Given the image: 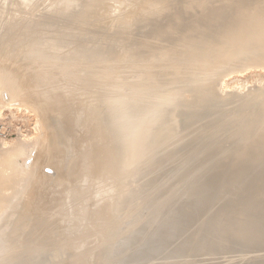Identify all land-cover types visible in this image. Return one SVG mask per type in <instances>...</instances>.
Returning <instances> with one entry per match:
<instances>
[{
    "label": "rangeland",
    "instance_id": "obj_1",
    "mask_svg": "<svg viewBox=\"0 0 264 264\" xmlns=\"http://www.w3.org/2000/svg\"><path fill=\"white\" fill-rule=\"evenodd\" d=\"M5 1L7 3L11 1V3L8 14L4 16L2 12L6 5ZM181 1L184 2V4H181ZM213 1L214 0H163L161 5L162 0H31V2L26 3L23 5L24 7H22L21 4L23 0H0V70L5 76L10 77V80L14 83L15 89L17 90V97L12 102H7V100H10L7 92L0 89V156L5 157L6 153L10 154L16 151L23 137L28 140L27 143L29 144L24 153L19 154L17 156L18 158L15 160V162L20 164L15 163L13 167L6 161H3L5 159H2L3 163H1L0 166V173L4 172L2 174L7 176L9 180V182L6 181L5 183L8 194L6 198H8V200H6V203L5 201L2 202L0 204L1 206L12 200L7 196L11 195L12 198V191L17 190L19 187V172H21V170L29 172V177L26 178L24 181L25 183L22 181L23 188L19 194L20 196L18 198L16 197V202L11 203L12 207L9 206L10 208L5 212L6 214L4 213L8 216L5 217L4 215L7 219L4 218L3 220L5 221L3 224L6 225V229L5 227L3 231L0 229V234H4L1 237L5 236L4 245L0 244V261H2V264L24 263L23 261L29 258V256H27L29 254L28 251L33 245L32 248L35 247L34 253L35 251L37 253H35V257H32V264H52V261L54 264H81L83 261L81 259H83L85 255L87 256L86 259H84L86 264L87 262L88 264H161L166 262L165 260L168 262L170 261L171 264H234L235 262H238L237 264H241L240 262H242V264H248L253 260L257 261V259L264 258V243L261 244L258 240L256 241L258 236H260L262 232L264 233V146L258 150L257 144L261 142L259 135L255 134L258 129L256 127H251L252 129L250 130L249 127V132L245 122L238 126L235 123H227L222 125L221 129H218L214 133L204 132L205 134H200L201 136L193 137L194 132L200 129L201 126L210 127L212 124L209 123H213L214 121L217 123V121L220 120L221 114H224V112L227 113L229 110L241 109L244 106L242 105V101L233 103L226 99L229 94L235 93L244 96L255 90L258 86L262 87L264 85V68L241 67L242 65L240 64L246 60H251L250 62L253 63L252 59H250L252 56L244 54L240 58L241 60L238 59V61H236V63H238L230 68L224 67L216 69L215 63L211 65L212 67L209 66L211 70L206 72L205 67L204 69L202 68L203 64L202 66L200 65V68L205 72L199 68L200 75L190 77V79L194 80L192 82L182 84L181 76L178 79L176 77L178 71H183L184 68L190 69L189 67L192 66L190 63H185L186 61L180 59V56L190 54V50L193 49L196 44L198 45L199 42L208 38L207 35L204 34L210 35L215 33L216 38L219 40V42L215 41L216 43H213L214 46H212V43V47L209 46L208 48L207 46L208 49L212 50L210 53L213 54L212 56L220 55L227 50L229 45H226L227 43L224 44V40H227V37L231 34L239 35L241 29L246 28L249 33L253 32L251 34L252 36L258 34V29H260V34H264V26H260L255 22V19L258 18L259 21L262 19L260 22L264 21V0H255L257 3L254 0H248V2L245 0L244 3L242 2L244 0H239L240 3L242 2L241 8L244 9L243 12L229 15L227 18L228 22L224 26H218V20L215 21L214 18H209L210 20L206 18L205 21L201 20L202 22L200 18H205L204 14H206V17H209L212 13L218 12V10H224L225 8L229 11L233 10L239 1H235L236 3H234V5L232 3L233 1L231 2L230 0L228 1H230L231 4L226 0L214 1L218 4ZM225 1L227 4H225ZM121 2L128 6V8H126L127 10ZM170 2L173 3L171 4ZM190 3H194V7L197 5V11H194L195 8H192L194 11H192V14L189 13L192 10L190 9ZM167 4L169 6H167ZM150 5L151 7H149ZM158 5H160V7ZM183 5L186 6L184 7ZM229 5L232 7L230 8ZM102 6L107 7V9ZM156 6L158 7L156 8ZM182 6L184 8L188 6V9H184ZM221 6L225 8L222 9L220 8ZM178 7L181 9H178ZM89 9L98 12L99 15H103L100 13L102 10L104 14L106 13V18L110 15L109 17L111 19L109 17L105 19L104 15L103 18L97 15L98 13H96L98 16V18H96L95 12L94 15H92L94 17H88L90 16L89 13L91 14L93 12H90ZM177 9L180 10V12L185 11L181 13L186 17H180V24H178V27L182 24L183 27L181 26L175 29L172 24L170 25L168 20L170 16H176L175 11L178 13ZM199 9L201 10L200 12ZM210 9H212L209 11L210 13H206V11L208 12ZM187 10H189L188 14L186 13ZM213 10L214 12H212ZM164 12L166 13L163 15ZM181 13L177 15L180 16ZM184 13H186V15ZM139 14L140 16L142 14L144 16L147 15L145 18L143 16L144 20L148 17L146 19L147 22L146 20H143L144 22L142 20L141 22L138 21L140 20L138 19L140 17ZM17 17L18 20H16ZM136 17L138 18L136 19ZM112 18L114 19L112 20ZM140 18L142 19V16ZM230 19H234L232 23H229ZM177 20L179 23L178 16ZM84 21L90 22L91 24L94 22V25ZM100 21H103L102 23L105 22L103 27L101 23H99ZM110 21L115 25H112ZM193 22L196 23L194 24ZM205 22L208 25H206ZM38 23L42 25L37 27ZM139 23L142 24L138 25ZM97 24H99L98 26L101 25L102 28L97 26V28H95ZM174 29L178 30L176 35H174V32H176ZM170 30H173V34L172 32L170 33ZM125 31H129L128 34ZM195 31H198L197 34L201 31V33L197 35L198 37L195 36L196 33H193ZM190 32L192 34L190 35L194 36L193 39H191L192 37L188 34ZM185 35H189V37L185 38ZM181 37L186 39L184 41L186 42L185 44L181 42L183 39ZM173 39L174 42H177V45H174L176 44L174 42V46L172 45L170 41H173ZM126 40L128 41L126 42ZM176 40H180L179 43ZM193 40H196V43H194ZM220 40H222L224 45L221 44L222 42ZM187 42H189L191 46ZM168 43L171 44L172 47L168 45ZM169 46L171 47L170 51L172 49L175 50L171 51L172 54L169 52ZM175 46L179 49H174ZM34 47H39V49L41 47V51L38 53L33 52L34 54L31 53ZM186 47H188V49ZM207 48H202L201 51L195 53L203 57V55L205 56L208 53L206 50ZM115 52H118V55L121 56H113L117 54ZM5 53H7L8 56L4 55ZM167 53H169L170 56L175 54L173 57H170ZM167 55L170 60H168L169 58H167ZM106 57L108 59H106ZM111 57L114 59L112 58V60ZM120 57L123 60L125 59L126 62L129 61V64L125 63L124 65L123 61L119 59ZM127 57L129 59H127ZM143 58L146 60H141ZM96 59L99 61L93 63L97 61ZM115 59H119L118 62H122L124 65V67L121 68L120 66L123 65L120 63L118 70L116 68L117 71L114 69L116 72L112 71L114 63L116 62V64H118ZM101 60L104 62H101ZM85 61L88 62L86 63ZM130 62H132V64ZM250 62L248 61V63ZM97 64L100 65V67H98ZM116 64L115 66H117ZM95 66L96 68H94ZM35 67H37V69L41 68L43 74H40L42 71L39 72ZM45 68H49L46 69V71L47 73L50 71V74L52 70L51 76H53V72L55 75H58L59 81L55 78L56 82L54 81V84L52 82L54 79L50 76L49 80L54 84V87H50L51 82L48 80L49 85L46 82V84L40 83V85L36 86V95H28V91L21 87L20 77L22 75L27 77L30 76L32 77L30 80H32L36 75H44V77L46 76L45 79H47L49 75L44 73ZM104 70L106 72H104ZM107 70L109 72L111 70L112 73H107ZM122 70L124 71L122 72ZM136 70H139V72ZM142 70L145 71L143 72ZM10 71H12V73H10ZM129 71L131 73H129ZM117 72L120 73L118 74ZM106 73L108 75H106ZM94 74L95 76L101 74V77L108 76V78L111 76V80L107 77L105 79L107 81L109 80L108 82L114 81V84L112 82L111 84L105 82V79H101V77L97 75V79L98 77L100 78L98 81L102 80L103 82L104 80L109 87L104 84V86H101V81L96 85L98 81L93 78L95 77ZM215 74L218 75L216 76ZM55 75L54 77H57ZM146 76L148 78H146ZM91 77L93 78L92 81H90ZM162 77L168 84L166 82V84L164 83ZM84 78L90 79H88V81H90L89 84L84 83ZM80 80L82 81L80 82ZM57 82L59 84H56ZM209 82L212 84L213 93L211 91L212 89H209L210 91L208 90V88L211 87V84H208ZM64 83L69 88L68 90L67 87L64 86ZM200 83L204 84H201L202 86H209L204 87L205 90L207 88L206 91L208 92L204 91L205 93H203L204 89L202 87L196 88ZM134 84L136 85L133 86ZM58 85H61L63 90L59 89ZM213 85L215 87H213ZM136 86L141 91L137 88V90L133 88ZM216 87H218L217 90ZM116 88L118 89L117 92H115ZM96 89L99 90L96 91ZM145 90H148V92ZM178 90L181 91L179 93L181 97L189 99H191L190 97H192L193 94H203L199 96V102L197 101L198 99L194 100L195 104L192 102L193 100L191 102H188L189 100L184 101L180 96L179 99H175L174 96L163 101L160 99L162 96L164 98L165 93L178 94L176 93ZM63 91L67 93H63ZM85 92L88 94L86 95ZM113 92L117 96L114 95ZM68 93L72 96L76 93L75 97L79 94L76 98L74 97V99L79 98V100L82 101L79 102V100L75 101L70 99L72 96ZM96 94H98V97ZM210 95L213 97L211 98ZM87 96H89V98ZM219 96L226 97V99H223V102H221L222 99H219L220 102L215 103L217 105H211L210 108L211 101L222 98ZM71 100L78 102L79 105L83 102L82 107L87 114L91 113L90 111L94 112L95 115L93 113L90 115L88 114L89 120L93 119L95 116L98 117H95L93 121L100 117L99 120L95 121L98 122V124L94 122L96 126L98 125L99 127H97L98 131L97 129H93V127L95 128V124L93 125L92 120L89 121L90 124H87L85 128V130L89 131L88 133L83 129L80 130V128L77 129V127H75V114L73 112L78 111L80 106L77 103H75L77 105H72L74 102L72 103ZM5 102H10V104H6ZM90 103H92V105ZM181 104L192 108H190V111H186V108H184L183 111ZM74 106L78 108L76 107V109ZM85 106L87 109H85ZM44 107L46 109H44ZM178 107H180V110L177 109ZM207 107H209V109ZM90 108L91 110H89ZM135 111L137 113L139 111V113L137 114ZM176 112L178 115H176ZM183 113L186 116H183ZM139 117L140 119H138ZM65 118L70 119L71 125L68 123L69 120H67L66 123L71 128L70 131L72 132H70V137L71 139L73 138L72 155L69 160L65 158L66 155L62 151L60 145H51L52 134L50 132H52V128L64 123ZM262 118H264V115ZM69 126L68 129H70ZM112 126L113 128H111ZM177 128H180V130H177ZM245 129L246 131H244ZM93 131H95L93 134L94 136L91 134L93 140H89L91 137L88 135H90L89 133H93ZM100 132H102V134ZM191 132H193L192 135ZM83 133L87 134L88 137L86 135L82 137ZM110 134H112V136ZM136 137L137 141L134 143L133 140H135ZM83 138L86 140L88 139L90 142H86ZM29 139L31 142H29ZM42 139H44V142ZM104 140L105 142H103ZM98 141L100 145H98L99 143L97 144ZM58 142L60 143L62 140H58ZM64 142L65 141L62 143ZM85 142L92 146L97 144V146L93 148L90 146L93 149L91 150L87 148L88 146ZM65 143L64 146H66ZM106 143L108 150L106 148ZM242 143H246L247 146L244 144L239 148ZM134 144L135 149L133 150ZM237 145L239 147H237ZM99 146H103L102 149L104 148L105 152H103L102 149V151L99 150ZM75 147L78 148L75 149ZM83 147L87 152L84 155H89L88 157H90L86 161L87 163L85 162V167H87V169L95 162L91 159L95 158L93 155L96 156L95 160H98V162L96 161L98 164L95 162L96 164L93 165L94 168L89 167L88 169V171L92 173L96 170V167L98 172L95 171L96 173L93 174L98 176L96 178L92 177L94 178L92 179L90 177L92 174L89 172L87 176L89 181L85 177L87 173L85 171H87V169L82 165L84 164L83 159H87L86 156H83ZM96 147L98 148L96 149ZM64 150L66 151L65 148ZM90 150L92 154L94 150H96L98 153H95L98 155H95V153L93 155L90 154ZM205 151H207V153L201 154V152ZM210 153H212V155ZM76 154L78 155L75 157ZM90 155H92V157ZM199 155L200 158L198 157ZM218 156L223 159L221 158V160L218 161V159H220ZM227 156L229 157L225 158ZM74 158L77 160L75 161ZM186 159H188L189 162H187ZM44 161L48 163L46 164ZM74 161L76 165H73V168L71 164H75ZM88 161L91 163L90 165ZM184 162H187V164ZM87 164L89 166H86ZM8 166L14 169L10 170ZM108 167L115 173L111 172ZM70 170L71 172L68 173ZM16 178L18 181H16ZM85 178L87 181H84ZM16 182L17 184H15ZM14 185L16 188L13 187ZM113 185L115 187H113ZM135 192L136 195L134 194ZM40 196L45 197V199L47 198L48 202L44 198L42 201ZM39 199L44 205L41 201L39 202L40 204L37 202ZM190 200L192 201L190 202ZM219 200L220 202H218ZM33 202L37 204L35 205ZM45 203H49L50 205ZM31 204L36 207L42 204L40 208H37L41 214H39L35 206L33 208ZM26 207L29 208V211ZM1 208L4 209V207H0V213L3 211ZM49 208L51 209L49 210ZM25 209L28 212H26ZM207 209L211 211L209 212ZM24 212L25 214H23ZM33 212L35 215H30L34 214ZM47 212H50L47 214L50 219L46 217L47 215L44 217ZM22 215L25 216L26 220L24 218L22 219ZM26 215L30 216L27 217ZM41 215L43 216L41 217ZM10 216L12 217L10 218ZM35 216H37L36 218L40 216L39 219H41H36ZM20 218L22 220V225L19 224ZM46 218L49 220V223ZM41 220H44V222H42L47 224L43 226V223H40ZM169 220L170 222L173 220L172 224L179 223L178 230L174 231L170 226L165 227L162 232L166 234V241L163 240L161 243L154 242L153 234L158 232L160 224L164 222L168 223ZM2 222H0V224ZM9 222H11L10 225H8ZM24 224L25 226L26 224L29 226L24 227ZM50 224L51 227H49ZM246 224L249 225L243 226ZM250 224H253V228ZM16 225L19 227L22 226V229L20 228V230ZM40 225H42L43 228ZM34 226L35 228H33ZM15 228L17 230H15ZM46 228L47 230H45ZM49 228L50 230L51 228L54 230L52 229L51 232ZM18 229L22 233L20 231L18 232ZM256 230L258 231L256 232ZM46 231L49 233H47L49 238L48 235H46ZM237 231H239L240 234ZM139 232H142L143 235L140 234V238H137L139 237ZM50 233H57V235L55 236L54 234L53 238ZM221 233H224V237L221 236ZM133 235L137 237H133ZM12 237H14V239ZM46 238L47 241L45 242ZM247 238H251L250 240L253 241H246ZM262 238L264 239V237ZM235 240L238 242H235ZM222 241L225 242L223 243ZM66 242L72 246L67 247L68 245H66ZM45 243H48L49 246ZM44 244L45 247L43 246ZM2 245L4 246V250L1 248ZM38 245H42L45 249L39 248ZM152 247L157 248V251H160L161 255L149 258V261L144 259V263L142 260L139 261L134 259L135 256ZM177 249L178 252L179 250L182 253L185 252L184 255L182 254L180 257L173 256V258H169L170 255L167 253L170 251L172 253ZM42 250L45 251L42 252ZM20 253L22 254L20 255ZM13 255H15L14 258L16 257V260L13 258ZM51 256H53L52 259ZM256 256H258L257 259ZM10 257H12V259ZM24 257H26V259H23ZM246 259L248 261H246ZM6 260L7 262H5ZM82 264H84V262Z\"/></svg>",
    "mask_w": 264,
    "mask_h": 264
},
{
    "label": "bare ground",
    "instance_id": "obj_2",
    "mask_svg": "<svg viewBox=\"0 0 264 264\" xmlns=\"http://www.w3.org/2000/svg\"><path fill=\"white\" fill-rule=\"evenodd\" d=\"M8 1V0H7ZM121 1V0H120ZM126 1V0H125ZM146 1V0H145ZM161 1V0H160ZM186 1V0H185ZM214 1H216V0H214ZM213 1V2H214ZM219 1H221V0H219ZM218 1V2H219ZM227 2H229L230 3V1L233 3V5H234V3H236V2H238L237 0H230V1H228V0H226ZM225 1V2H226ZM236 1V2H235ZM255 1V0H254ZM29 2H31V0H23V3L21 4V6L22 7H24L23 5H25L26 3H29ZM156 2H159V1H156ZM188 2V1H187ZM224 2V3H225ZM227 2L225 3V4H227ZM243 3L245 2V0L244 1H242ZM241 2V3H242ZM246 2H248V0L246 1ZM253 2V1H252ZM256 2V1H255ZM10 3H11V1H10ZM10 3L8 2H6L5 1V8L3 9V12H2V14L5 16L6 14H8V12H9V10H10ZM121 3H123V2H121ZM127 3H129V2H127ZM160 3V2H159ZM162 3H163V0H162V2H161V5H162ZM171 4L173 3V2H170ZM184 4V2H182L181 1V4ZM201 3V2H200ZM205 3H206V1H205ZM211 3H212V1H211ZM214 3H216V2H214ZM213 3V4H214ZM223 3V4H224ZM241 3H240V1L238 2V4L236 5V7L233 9V10H228L227 8H225L224 6H226V5H224V6H221L220 8H222V9H224V10H218V12H215V13H212L211 14V16H207L206 17V14H204L205 15V18H203V19H201L200 18V21L201 20H206V18H214L215 19V21L216 20H218L217 22H218V26H224V25H226V23L228 22L227 21V18H228V16L229 15H234L235 13H242L243 12V10L244 9H242L241 8ZM257 3V2H256ZM150 4V3H149ZM169 4V3H168ZM167 4V6H169ZM191 4V3H190ZM194 4V3H193ZM193 4H191L189 7H190V9H192V8H195L194 9V11H197V9H196V7H197V5H195V7L193 6ZM216 4H218V3H216ZM220 4V3H219ZM231 4V3H230ZM103 5V4H102ZM106 5V4H105ZM104 5V6H105ZM122 5H124L125 6V9L126 8H128V6H126V4H122ZM141 5V4H140ZM146 5V4H145ZM151 5H152V3H151ZM151 5L149 6V7H151ZM155 5H157V4H155ZM201 5V4H200ZM203 5V4H202ZM206 5V4H205ZM246 5V4H245ZM244 5V6H245ZM97 6V5H96ZM104 6H102V7H104ZM123 6V7H124ZM153 6V5H152ZM159 7H160V5H158ZM158 6H156V8L158 7ZM166 6V7H167ZM171 6V5H170ZM178 6H181V5H178ZM184 6V5H183ZM182 6V7H183ZM186 6V5H185ZM184 6V7H185ZM187 6V7H188ZM218 6V5H217ZM230 6V5H229ZM98 7V6H97ZM155 7V6H154ZM162 7V6H161ZM164 7V6H163ZM162 7V8H163ZM183 7V8H184ZM186 7V8H187ZM198 7L200 8V6H199V4H198ZM212 7H214V6H212ZM232 6H230V8H231ZM247 7V6H246ZM263 7V6H262ZM105 9H107V7H104ZM139 8V7H138ZM165 8V7H164ZM174 8V7H173ZM182 8V9H183ZM186 8H184V9H186ZM202 8L204 9V7L202 6ZM211 8V7H210ZM215 8H217V7H215ZM218 8H219V6H218ZM229 8V9H230ZM261 8V7H260ZM122 9V8H121ZM137 9V8H136ZM151 9V8H150ZM178 9H181V8H179L178 7ZM177 9V10H178ZM188 9V8H187ZM189 9V10H190ZM213 9V8H212ZM212 9H210V10H208V12L206 11V13H210L209 11H211ZM227 9V10H226ZM258 9H259V7H258ZM90 10V9H89ZM127 10V9H126ZM145 10V9H144ZM171 10V9H170ZM189 10H187V14H188V12H189ZM215 10V9H214ZM214 10L212 11V12H214ZM93 11V10H92ZM91 10H90V12H92ZM105 11V10H104ZM121 11V10H120ZM153 11V10H152ZM160 11V10H159ZM158 11V12H159ZM192 11H193V9L189 12V13H191L192 14ZM193 11V12H194ZM201 10L199 9V12H200ZM215 11H217V10H215ZM94 12L95 11H93L91 14L89 13V15L90 16H88V17H91L92 15H94ZM144 12V11H143ZM149 12V11H148ZM157 12V13H158ZM167 12V11H166ZM166 12H164L163 13V15L166 13ZM176 13H175V15L176 16H174V17H171L170 16V19L168 20V22L170 23V25L172 24V26H173V28H175V29H177V28H180L181 26L183 27V24L180 26V27H178V24H180V17H183L184 15H182V13L183 12H185V11H181L180 12V10H178V13L180 14L181 13V15L179 16V15H177L178 13H177V11H175ZM203 12H205V11H203ZM96 13H98V12H95V17L97 16V15H99V13L96 15ZM100 13H102L104 16H105V19H107L109 16H107V18H106V13L104 14V12H102V10L100 11ZM108 13H109V10H108ZM107 13V14H108ZM125 13V12H124ZM151 13V12H150ZM169 13V12H168ZM172 13V12H171ZM186 13H184L185 15H186ZM202 13V12H201ZM28 14V13H27ZM135 14V13H134ZM148 14V13H147ZM161 14V13H160ZM194 14V13H193ZM203 14V13H202ZM245 14V13H244ZM103 15H99V16H101V17H103ZM157 15V14H156ZM155 15V16H156ZM173 15V14H172ZM195 15V14H194ZM203 15V16H204ZM208 15V14H207ZM12 16V15H11ZM10 16V17H11ZM120 16V15H119ZM119 16H117V17H119ZM125 16V15H124ZM139 16H140V14H139ZM142 16V19L140 18ZM139 18L138 17H136V19L138 18V19H140V20H138V21H140L141 22V20L143 21L144 19H143V14L141 15ZM147 15H145L144 16V18L146 17ZM177 16L179 17V23H178V20H177ZM190 16V15H189ZM199 16V15H198ZM92 17H94V16H92ZM128 17V16H127ZM157 17H158V15H157ZM168 17V16H167ZM184 17H186V16H184ZM197 17V16H196ZM200 17V16H199ZM96 18H98V16L96 17ZM104 18V17H103ZM103 18H101V19H103ZM110 18V17H109ZM123 18V17H122ZM121 18V19H122ZM125 18V17H124ZM148 18V17H147ZM146 18V19H147ZM162 18V17H161ZM262 18V17H261ZM111 19V18H110ZM114 18H112V20H113ZM130 19V18H129ZM145 19V20H146ZM151 19V18H150ZM153 19V18H152ZM151 19V20H152ZM16 20H18V17H17V19ZM26 20V19H25ZM144 20V21H145ZM149 20V19H148ZM154 20V19H153ZM183 20H184V18H183ZM194 20V19H193ZM210 20V19H209ZM229 20V19H228ZM234 19H230V21H229V23H232V21H233ZM262 20V19H261ZM260 20V21H261ZM264 20V19H263ZM105 21H109V20H105ZM119 21V20H118ZM125 21V20H124ZM129 21V20H128ZM131 21V20H130ZM134 21H135V19H134ZM143 21V22H144ZM181 21H182V18H181ZM190 21H192V20H190ZM189 21V22H190ZM208 21V20H207ZM206 21V22H207ZM246 21V20H245ZM259 21V18L258 19H255V22L258 24V25H260V26H264V21L263 22H260ZM40 22V21H39ZM84 22H86V21H84ZM103 22V21H102ZM101 21L99 22V23H101V25H102V27H103V24L105 23H102ZM115 22V21H114ZM142 22V23H143ZM146 22H147V20H146ZM197 22H199V21H197ZM202 22V21H201ZM205 22V23H206ZM211 22V21H210ZM216 22V23H217ZM24 23V22H23ZM86 23H90V22H86ZM94 23V22H93ZM91 24V25H94V24ZM97 23V22H96ZM95 23V24H96ZM110 23H111V21H110ZM135 23V22H134ZM142 23H139L138 25H140V24H142ZM181 23H183V22H181ZM191 23V22H190ZM194 24L196 23V22H193ZM192 23V24H193ZM209 23V22H208ZM212 23H213V21H212ZM22 24V23H21ZM112 24V23H111ZM110 24V25H111ZM121 24V23H120ZM137 24V23H136ZM165 24V23H164ZM164 24H163V26H164ZM215 24V23H214ZM42 24L40 23H38V25H37V27L38 26H41ZM88 25V24H87ZM99 24H97V25H95V28H97V27H99V28H102L101 27V25L100 26H98ZM112 25H115V24H112ZM169 25V24H168ZM170 25H169V27H170ZM191 25V24H190ZM199 25H200V23H199ZM206 25H208L207 23H206ZM211 25H213V24H211ZM90 26V25H89ZM97 26V27H96ZM134 26V25H133ZM186 26V25H185ZM203 26V25H202ZM35 27H36V24H35ZM93 27V26H92ZM107 27V26H106ZM112 27V26H111ZM119 27H120V25H119ZM137 27V26H136ZM196 27H197V25H196ZM244 27V26H243ZM16 28V27H15ZM128 28V27H127ZM172 28V29H173ZM202 28H204V27H202ZM201 28V29H202ZM253 28V27H252ZM112 29H114V28H112ZM130 29V28H129ZM133 29V28H132ZM174 29V31H176V32H174L175 34L174 35H176L177 33H178V30H175ZM200 29V28H199ZM250 29V28H249ZM43 30V29H42ZM81 30V29H80ZM119 30V29H118ZM164 30V29H163ZM203 30V29H202ZM259 31H260V29H258ZM183 31V30H182ZM182 31H181V33H182ZM204 31H205V29H204ZM238 31H239V29H238ZM258 31V34L256 33V31H255V33L257 34V35H255V36H252L251 34L253 33H249V31H247V29L246 28H244V29H241V31L239 32V35L237 36V35H229L228 37H227V40H224L225 42H224V44L225 43H227L226 45H229V48L227 49V50H225L222 54H220V55H214V56H212L213 54H210L211 52H212V50L211 49H208L209 48V46H211V43H212V46H214V42L215 41H218L219 42V40L216 38V34L215 33H213V34H210V35H208V34H204V32H203V34L204 35H207V37L208 38H205L202 42H199V44L197 45H195V47L193 48V49H191L190 50V54H187V55H181L180 56V59H183L184 61H186L185 63H190L192 66L191 67H189L190 69H185L184 67V70L183 71H178V73H177V79L181 76V78H182V84H185V83H187V82H192V81H194L193 79H190V77H193V76H197V75H200L199 74V70L200 69H204V67H205V71L206 72H208V71H210L211 70V65H214L215 63V68L217 69H220V68H224V67H226V68H230V67H232V66H235V64H237L236 63V61H238V59H240L244 54L245 55H251L252 57L250 58V59H252V61H253V63H251L250 61L251 60H248L250 63H248V61L246 60V61H244V62H242V64H240V65H242L241 67H261V68H264V34H260V32ZM118 32V31H117ZM126 32V31H125ZM124 32V33H125ZM129 32V31H128ZM128 32H126L127 34H128ZM132 32V31H131ZM168 32V31H167ZM166 32V33H167ZM172 32V34H173V30L171 31L170 30V33ZM192 32V31H191ZM191 32L190 33H188L189 35L191 34ZM198 32V31H197ZM197 32L195 31V32H193L194 34L196 33V35L195 36H197V35H199L200 33H201V31H200V33L199 34H197ZM250 32H251V30H250ZM120 33H121V31H120ZM185 33V32H184ZM111 34V33H110ZM193 34V35H194ZM72 35V34H71ZM124 35V34H123ZM167 35V34H166ZM170 35V34H169ZM180 35V34H179ZM178 35V36H179ZM189 35L188 36H184L185 38H187V37H189ZM192 35V34H191ZM190 35V37H192L191 39H193L194 38V36H191ZM251 35V36H250ZM118 36H119V34H118ZM126 36V35H125ZM128 36V35H127ZM121 37V36H120ZM134 37V36H133ZM136 37V36H135ZM171 37V36H170ZM184 37H181V38H183L182 39V41L181 42H184L186 39H184ZM198 37V36H197ZM110 38V37H109ZM126 38V37H125ZM125 38H123V39H125ZM172 38H173V36H172ZM180 38V39H181ZM130 39H131V36H130ZM130 39H128V40H130ZM133 39V38H132ZM179 39V38H178ZM128 40H126V42L128 41ZM171 40V39H170ZM199 40V39H198ZM62 41V40H61ZM63 41H65V40H63ZM116 41H118V40H116ZM176 41H178V40H176ZM180 41V40H179ZM179 41H178V43H179ZM189 41H190V39H189ZM194 41V40H193ZM196 41V40H195ZM194 41V43H196ZM221 42H222V40H220ZM45 42V41H44ZM122 42V41H121ZM130 42V41H129ZM170 42H172V45L174 44V43H176V44H174V45H177V42H174V39H173V41H170ZM174 42V43H173ZM47 43V42H46ZM97 43V42H96ZM118 43V42H117ZM186 42H184V44H185ZM188 44H189V42H187ZM216 43V42H215ZM123 44H124V42H123ZM192 44V43H191ZM220 44V43H219ZM221 44H223V42L221 43ZM223 44V45H224ZM101 45V44H100ZM128 45V44H127ZM168 45H171V44H169L168 43ZM167 45V46H168ZM172 45H171V47H172ZM173 45V46H174ZM190 45V44H189ZM217 45V44H216ZM216 45H215V47H216ZM52 46V45H51ZM54 46V45H53ZM102 46V45H101ZM186 46V45H185ZM191 46V45H190ZM190 46H188V47H190ZM207 46H208V48H207ZM211 46V47H212ZM123 47V46H122ZM166 47V46H165ZM170 46L168 47V49H169V52L171 53V51L173 50H171L170 51V48H171ZM176 47V46H175ZM174 47V49H179V48H175ZM181 47H183V46H181ZM180 47V48H181ZM188 47H186L187 49H188ZM210 47V48H211ZM129 48V47H128ZM185 48V47H184ZM202 48H207L206 50H207V52L209 53V55H211V56H209L208 55V53H207V55H203V57L202 56H200V55H198V54H196L195 52H197V51H201L202 50ZM40 49H41V47H40ZM39 49V47L38 48H32V51H31V53H38L39 51H41ZM102 49V48H101ZM168 49H167V51H168ZM182 50V49H181ZM117 51V50H116ZM173 51H175V50H173ZM105 52V51H104ZM120 52V51H119ZM126 52V51H125ZM147 52V51H146ZM33 53V54H34ZM115 53H117V54H114L113 56H115V55H117L118 57L119 56H121V55H118V52H115ZM121 53V52H120ZM134 53V52H133ZM88 54V53H87ZM106 54H107V52H106ZM122 54V53H121ZM125 54V53H124ZM167 54H169V53H167ZM172 54V53H171ZM175 54V53H174ZM173 54V55H174ZM183 54V53H182ZM253 54V55H252ZM4 55H6V56H8V54L7 53H5ZM4 55H3V57H4ZM108 55H110V54H108ZM173 55L172 56H170V54H169V56L170 57H173ZM5 56V57H6ZM94 56V55H93ZM126 56V55H125ZM134 56V55H133ZM132 56V57H133ZM162 56V55H161ZM3 57H2V59H3ZM117 57V58H118ZM129 57V56H128ZM127 57V59H129ZM245 57H247V56H245ZM102 58V57H101ZM113 57H111V59H112ZM126 58V57H125ZM167 58H169L168 57V55H167ZM244 58V57H243ZM248 58V59H249ZM67 59V58H66ZM99 59V58H98ZM106 59H108L107 57H106ZM114 59V58H113ZM112 59V60H113ZM120 60H122L123 61V63H124V65H125V63H128V62H126L125 61V59L123 60V59H121V57L119 58ZM118 59V60H119ZM163 59V58H162ZM179 59V58H178ZM177 59V60H178ZM97 60V59H96ZM117 59H115V61H116ZM118 60H117V62H118ZM137 60H139V59H137ZM141 60H146V59H141ZM166 60V59H165ZM168 60H170V58L168 59ZM167 60V61H168ZM173 60V59H172ZM176 60V61H177ZM241 60V59H240ZM99 60H97V61H95V62H93V63H97ZM103 60H101V62H102ZM108 61V60H107ZM134 61V60H133ZM132 61V62H133ZM153 61V60H152ZM181 61V60H180ZM233 61H235V62H233ZM243 61V60H242ZM86 62V61H85ZM84 62V63H85ZM88 62V61H87ZM86 62V63H87ZM104 62V61H103ZM132 62H130L131 64H132ZM136 62V61H135ZM140 62V61H139ZM138 62V63H139ZM148 62V61H147ZM166 62V61H165ZM178 62H179V60H178ZM122 64L123 65V63L122 62H118V64H116V62L114 63V68H113V70L112 71H114V69L116 68L117 70H118V66H119V64ZM137 63V62H136ZM144 63H145V61H144ZM163 63H164V61H163ZM184 63V62H183ZM99 64V63H98ZM97 64V65H98ZM101 64V63H100ZM115 64L117 65V66H115ZM129 64V63H128ZM152 64V63H151ZM162 64V63H161ZM161 64H160V66H161ZM165 64V63H164ZM202 64H203V67L202 68H200L201 66H202ZM124 65L123 66H120L121 68L122 67H124ZM142 65V64H141ZM185 65V64H184ZM201 65V66H200ZM67 66V65H66ZM111 66V65H110ZM113 66V65H112ZM137 66V65H136ZM143 66V65H142ZM141 66V67H142ZM147 66V65H146ZM162 66H165V65H162ZM186 66H187V64H186ZM209 66H211V67H209ZM98 67H100V65H98ZM120 67H119V69H120ZM127 67H128V65H127ZM130 67L132 68V66L130 65ZM144 67V66H143ZM148 67V66H147ZM146 67V68H147ZM238 67V66H237ZM36 69H37V67H35ZM43 68V67H42ZM94 68H96V66L94 67ZM134 68H135V66H134ZM133 68V69H134ZM164 68H166V67H164ZM167 68H168V66H167ZM200 68V69H199ZM234 68V67H233ZM28 69V68H27ZM36 69H34V70H36ZM41 69V68H40ZM37 69V70H39V72H41L40 74H43V70L41 69ZM46 69H49V68H45L44 70L46 71ZM108 69V68H107ZM115 69V70H116ZM132 69V70H133ZM136 69V68H135ZM137 69H138V67H137ZM182 69V68H181ZM202 69V71L203 72H205L204 70ZM110 70V72L107 70V73H112V71ZM116 70V71H117ZM129 70H130V68H129ZM222 70V69H221ZM240 70V69H239ZM247 70V69H246ZM5 71V70H4ZM44 71V73L46 74L47 73V71L45 72ZM49 71V70H48ZM93 71V70H92ZM98 71V70H97ZM116 71H114V72H116ZM124 70H122V72H123ZM131 71V70H130ZM129 71V73H131ZM136 71H138L139 72V70H136ZM143 71V70H142ZM141 71V72H142ZM145 71V70H144ZM143 71V72H144ZM166 71H167V69H166ZM170 71V70H169ZM223 71V70H222ZM244 71H245V69H244ZM38 72V71H37ZM60 72H61V70H60ZM94 72V71H93ZM98 72H100V71H98ZM104 72H106L105 70H104ZM128 72V71H127ZM10 73H12V71H10ZM80 73H81V71H80ZM95 73V72H94ZM106 73V75H108ZM118 73V72H117ZM120 73V72H119ZM118 73V74H119ZM137 73V72H136ZM147 73V72H146ZM202 73V72H201ZM220 73V72H219ZM38 74V73H37ZM51 74H52V70H51ZM51 74H50V71L47 73V75H49L48 77H47V79H45V77H44V75H39V76H37L36 74V77H34L32 80H30V78H32V77H30V76H24V75H22L21 77H20V82H21V87L22 88H24L26 91H28V95H31L32 94V96L33 95H36V93H35V88H36V86H38V85H40V83H45L46 84V82H47V84L49 85V83H48V80H49V78H50V76H51ZM105 74V73H104ZM115 74V73H114ZM150 74V73H149ZM168 74V73H167ZM237 74H238V72H237ZM54 72H53V76H51L52 77V79H54V80H52V82L54 83V81H55V78H57L58 79V81H59V78H58V75H55V76H57V77H54ZM86 75H88V74H86ZM93 75V74H92ZM91 75V76H92ZM98 76H100L101 77V74H97ZM97 75L95 76V74H94V76L95 77H93V78H95L97 81H98V79H100L99 77H98V79H97ZM103 75V74H102ZM127 75V74H126ZM141 75V74H140ZM146 75V74H145ZM216 75V74H215ZM218 75V74H217ZM216 75V76H217ZM34 76V75H33ZM83 76V75H82ZM110 76V75H109ZM117 76V75H116ZM119 76V75H118ZM149 76V75H148ZM166 76V75H165ZM44 77V78H43ZM88 78L90 81H92V79L93 78ZM107 78H108V76H106ZM106 77H101V79L103 78V79H105ZM133 77V76H132ZM143 77H145V76H143ZM18 78V77H17ZM16 78V79H17ZM111 78V76L108 78L109 80H111L110 79ZM146 78H148L147 76H146ZM160 78V77H159ZM163 78V77H162ZM220 78V77H219ZM82 79V78H81ZM86 79V80H85ZM88 79L87 78H84V83L85 84H89V82L90 81H88ZM133 79V78H132ZM136 79H138V78H136ZM164 79V78H163ZM217 79V78H216ZM226 79V78H225ZM30 80V81H29ZM46 80V81H45ZM96 80H95V82H96ZM108 80V81H109ZM127 80V79H126ZM145 80V79H144ZM143 80V81H144ZM151 80V79H150ZM199 80H200V78H199ZM213 80V79H212ZM18 81V80H17ZM50 82H51V80H49ZM82 80H80V82H81ZM102 82V80H99L97 83H96V85H98L99 84V82ZM106 79H105V82H108ZM135 81V80H134ZM140 81V80H139ZM148 81V80H147ZM178 81V80H177ZM50 83L51 85H50V87H54V84L53 83ZM56 82V81H55ZM104 82V80H103V82L101 83L102 85L101 86H106V85H108V84H106ZM113 84H114V81H111ZM111 82H108L109 84H111ZM127 82V81H126ZM162 82V81H161ZM166 81H165V79H164V83H165ZM18 83V82H17ZM94 83V82H93ZM92 83V84H93ZM130 83V82H129ZM142 83V82H141ZM147 83V82H146ZM151 83V82H150ZM163 83V84H164ZM167 84H168V82H166ZM165 83V84H166ZM257 83V82H256ZM256 83H255V85H256ZM53 84V85H52ZM56 84H59L58 82L56 83ZM61 84H62V81H61ZM104 84V85H103ZM123 84V83H122ZM121 84V85H122ZM143 84V83H142ZM152 84V83H151ZM160 84V83H159ZM201 84H203V83H200L196 88H203L204 89V87H207V86H202ZM209 85L211 84V82H209L208 83ZM95 85V84H94ZM93 85V86H94ZM136 84H134L133 86H135ZM138 85V84H137ZM204 85V84H203ZM59 86V85H58ZM61 86V85H60ZM59 86V89H62L63 90V88H62V86L60 87ZM64 86H66L65 85V83H64ZM63 86V87H64ZM89 86V85H88ZM112 86V85H111ZM116 86H117V83H116ZM150 86H152V85H150ZM180 86V85H179ZM178 86V87H179ZM26 87V88H25ZM57 87V86H56ZM67 87V86H66ZM84 87V86H83ZM87 87V86H86ZM108 87H109V85H108ZM131 87V86H130ZM140 87V86H139ZM143 87H145V86H143ZM142 87V88H143ZM154 87V86H153ZM209 87V86H208ZM213 87H215L214 85H213ZM219 87V86H218ZM218 87H216V90H217V88ZM221 87V86H220ZM238 87V86H237ZM256 87H257V85H256ZM95 88V87H94ZM118 88V87H117ZM116 88V91L115 92H117L118 91V89ZM126 88H127V86H126ZM133 88H135V90H137V89H139V88H137V86L136 87H133ZM137 88V89H136ZM141 88V87H140ZM0 89L1 90H3V91H6L7 92V95H8V98H10V100H7V102L8 101H10V102H12L16 97H17V90L15 89V85H14V83L10 80V77L9 76H5L4 75V73L3 72H1V70H0ZM38 89V88H37ZM58 89V88H57ZM69 88L67 87V90H68ZM114 89V88H113ZM120 89V88H119ZM129 89V88H128ZM144 89H146V88H144ZM209 89H212L211 91H212V93H213V88H212V84H211V87H209L208 88V90ZM225 89V88H224ZM236 89V88H235ZM234 89V90H235ZM238 89H239V87H238ZM253 89V88H252ZM61 90V91H62ZM67 90H65V91H67ZM86 90V89H85ZM97 90H99V89H96V91ZM140 90V89H139ZM148 90H149V87H148ZM148 90H145V91H147L148 92ZM182 90V89H181ZM206 90H207V88H206ZM205 89L203 90V93H205L204 91H206ZM229 90V89H228ZM65 91H63V93L65 92ZM88 91V90H87ZM102 91V90H101ZM110 91H111V89H110ZM129 91V90H128ZM141 91V90H140ZM210 91V90H209ZM137 92V91H136ZM181 91H176V93H178V94H175V93H173V94H171V93H165V95H164V98H163V96H162V98L160 97V99L163 101V100H165V99H168V98H170V97H172V96H174L175 97V99H179V96L181 97V95L179 94ZM192 92V91H191ZM190 92V93H191ZM206 92H208V91H206ZM219 92V91H218ZM225 92V91H224ZM238 92H240V91H238ZM38 93V92H37ZM65 93H67V92H65ZM70 93H71V91H70ZM106 93V92H105ZM122 93V92H121ZM139 93H141V92H139ZM156 93V92H155ZM158 93V92H157ZM189 93V94H190ZM200 93H201V91H200ZM202 93V94H203ZM210 93V92H209ZM221 93H222V91H221ZM242 93V92H241ZM69 94V93H68ZM73 94V93H72ZM75 94L76 93H74V96H72L71 94H69V95H71L72 97L70 98V99H73V100H79V98L78 99H74V97H75ZM78 94V93H77ZM85 94H86V92H85ZM88 94V93H87ZM86 94V95H87ZM108 94V93H107ZM110 94H112V93H110ZM113 94L114 95H116L114 92H113ZM142 94V93H141ZM151 94V93H150ZM154 94V93H153ZM199 94V93H198ZM202 94H199V95H197V94H193L192 95V97H190L191 99H189V98H185V97H181V99L182 100H184V101H187V100H189L188 102H191L192 100V102L195 104V101L194 100H197L198 98H199V96L200 95H202ZM6 95V94H5ZM79 95V94H78ZM77 95V96H78ZM92 95V94H91ZM97 95V97H98V94H96ZM171 95V96H170ZM212 95V94H211ZM211 95H210V97H211ZM214 95V94H213ZM10 96V97H9ZM76 96V97H77ZM90 96V95H89ZM89 96H87L88 98H89ZM117 96V95H116ZM189 96V95H188ZM187 96V97H188ZM215 96V95H214ZM70 97V96H69ZM69 97H68V99H69ZM75 97V98H76ZM205 97H206V95H205ZM213 97V96H212ZM211 97V98H212ZM219 97H222V96H219ZM26 98H27V95H26ZM96 98V97H95ZM107 98V97H106ZM158 98V97H157ZM200 98H202V97H200ZM21 99V98H20ZM203 99H204V97H203ZM218 100H214V101H211V103H210V108H211V105H213V104H215V103H218V102H220L219 101V99L221 100V102H223V99H226V97L224 98V97H222V98H217ZM2 100H3V98H2ZM73 100H71L72 101V105H74L75 103H77L78 104V102H75V101H73ZM90 100V99H89ZM171 100V99H170ZM226 100H228V101H230V102H233V103H239L240 101H242L243 102V104L242 105H244L241 109H237V110H229L227 113L226 112H224V114H221V116H220V122L219 121H217V123H216V121H214L213 123H209V124H212V126H210V127H204V126H201L200 127V129H198L197 131H195L194 132V134H193V137H198V136H201L202 134H205L204 132H209V133H214L215 131H217L218 129H221V126L222 125H225V124H227V123H235L237 126L238 125H241V124H244V122L246 123V127H247V129L250 127V130L252 129L251 127H256L257 129H258V131L257 132H255V134L256 135H259V138H260V141L261 142H258V144H257V147H258V150L260 149V148H262L263 146H264V118H262L263 117V115H264V85L262 86V87H260V86H258L255 90H253V91H251V92H249V93H247L246 95H244V96H240V95H238V94H235V93H233V94H229V96H228V98L226 99ZM60 101V100H59ZM69 101V100H68ZM70 101V102H71ZM82 101V100H81ZM80 100H79V102H81ZM168 101V100H167ZM166 101V102H167ZM198 102H199V99L197 100ZM196 101V102H197ZM10 102L9 103H6V104H10ZM20 102V101H19ZM53 103V102H52ZM27 104V103H26ZM31 104V103H30ZM77 104H75V105H77ZM81 105H79L80 106V108H78L77 106H74V108H78V111H76L75 109H73V110H75L76 112H73L74 114H75V117H74V124H75V127H77V129H79L80 128V130L81 129H83V130H85V128L87 127V124H90V122L89 121H93V119H95V117L97 118L98 116H95L93 119H91V120H89V115L91 114V113H93L94 114V112H92V111H90L91 113H86V112H84V109H83V107H82V104H83V102L82 103H80ZM91 105H92V103H90ZM100 104V103H99ZM88 105V104H87ZM159 105V104H158ZM200 105V104H199ZM198 105V106H199ZM215 105H217V104H215ZM3 106V105H2ZM9 106V105H8ZM155 106H156V104H155ZM181 106H182V110L184 109V108H186L185 110L186 111H190V108H192V107H190V106H183L182 104H181ZM197 106V105H196ZM195 106V107H196ZM52 107V106H51ZM71 107H73V106H71ZM86 107V106H85ZM84 107V108H85ZM2 108V107H1ZM55 108V107H54ZM76 108V109H77ZM94 108V107H93ZM136 108H137V106H136ZM208 109H209V107H207ZM44 109H46L45 107H44ZM52 109V108H51ZM85 109H87V107L85 108ZM98 109V108H97ZM135 109V108H134ZM178 110H180V107H178L177 108ZM176 109V110H177ZM89 110H91V108L89 109ZM194 110H195V108H194ZM211 110V109H210ZM50 111V110H49ZM98 111V110H97ZM137 111V110H136ZM135 111V112H136ZM184 111V110H183ZM185 111V112H186ZM198 111V110H197ZM45 112H46V110H45ZM48 112V111H47ZM64 112V111H63ZM87 112H88V110H87ZM104 112V111H103ZM178 112V111H177ZM177 112H176V115H178L177 114ZM184 112V113H185ZM86 113V114H85ZM137 113V112H136ZM138 113H139V111H138ZM137 113V114H138ZM184 113H183V116H186V115H184ZM61 114V113H60ZM191 114V113H190ZM46 115H47V113H46ZM87 115H88V117H87ZM95 115V114H94ZM93 115V116H94ZM140 115V114H139ZM110 116V115H109ZM142 116V115H141ZM182 116V117H183ZM48 117V116H47ZM67 117V116H66ZM143 117V116H142ZM12 118V117H11ZM186 118V117H185ZM196 118V117H195ZM40 119V118H39ZM99 119H100V117H99ZM99 119H96V120H94L93 121V125L95 124V123H97L98 124V122H95V121H97V120H99ZM138 119H140V117L138 118ZM190 119H191V117H190ZM67 120H69L68 121V123L70 124V119H67ZM102 121V120H101ZM140 121V120H139ZM95 122V123H94ZM141 122V121H140ZM147 122V121H146ZM41 123V122H40ZM46 123V122H45ZM112 123V122H111ZM172 123V122H171ZM170 123V124H171ZM184 123V122H183ZM142 124H143V122H142ZM64 125V124H63ZM66 125H67V123H66ZM71 125V124H70ZM111 125V124H110ZM113 125V124H112ZM172 125V124H171ZM176 125V124H175ZM33 126V125H32ZM69 126V125H68ZM170 126V125H169ZM37 127V126H36ZM90 127V126H89ZM98 125L96 126V124H95V128L93 127V129H97V131H98ZM172 127V126H171ZM170 127V128H171ZM235 127V126H234ZM241 127V126H240ZM239 127V128H240ZM69 128H70V126H69ZM111 128H113V126L111 127ZM189 128H190V126H189ZM244 128V127H243ZM53 129V128H52ZM92 129V130H93ZM107 129H109V128H107ZM172 129H173V127H172ZM174 129H176V128H174ZM180 130V128H177V130ZM256 129V130H257ZM46 130V129H45ZM70 130H71V128H70ZM110 130V129H109ZM109 130H107L109 133H111ZM113 130V129H112ZM87 130H85V132H86ZM236 131H238V130H236ZM244 131H246V129L244 130ZM248 131H249V129H248ZM49 132V131H48ZM70 132H72V131H70ZM84 132V131H83ZM89 131H87L86 133H88ZM90 132H91V130H90ZM94 132L95 131H93V133H89L90 135H88L89 137H91L89 140H91L92 139V137L94 136L93 134H94ZM250 132V131H249ZM50 133H52V132H50ZM49 133V134H50ZM97 133V132H96ZM101 134H102V132H100ZM107 133V132H106ZM192 133L193 132H191V135H192ZM245 133V132H244ZM247 133V132H246ZM44 134V133H43ZM91 134L93 135V136H91ZM99 134V133H98ZM104 134V133H103ZM201 134V135H200ZM207 134V133H206ZM84 135H86L87 136V134H84L83 133V135H82V137H84ZM111 136H112V134H110ZM48 136V135H47ZM87 136V137H88ZM107 136H109V135H107ZM110 136V137H111ZM34 137V136H33ZM75 137V136H74ZM86 137V138H87ZM249 137V136H248ZM43 138V137H42ZM95 138V137H94ZM106 138V137H105ZM133 138V137H132ZM135 138V137H134ZM187 138V137H186ZM73 139V138H72ZM82 139V138H81ZM85 138H83V140H84ZM43 140V142H44V139H42ZM74 140H77V139H74ZM88 140V139H87ZM86 139H85V141L86 142H90L89 140L87 141ZM93 140V139H92ZM106 140V139H105ZM105 140L103 141V142H105ZM196 140V139H195ZM38 141V140H37ZM37 141H36V143H37ZM40 141V140H39ZM136 141H137V137H136V139L135 140H133V142L134 143H136ZM193 141V140H192ZM13 142H14V140H13ZM21 143H20V145H19V147L16 149V151H14V152H11L10 154L9 153H6L5 154V157H3V156H0V166H1V163H3V161H6L7 163H9L11 166H13L14 167V165H15V163H18V162H15V160L18 158L17 156L19 155V154H22V153H24V151H25V149H26V147H28L29 146V144L27 143L28 142V140H26V139H24V137L21 139V141H20ZM29 142H31L30 141V139H29ZM63 142V141H62ZM84 142V141H83ZM85 142V143H86ZM16 143V142H15ZM65 143V142H64ZM63 143V144H64ZM75 143V142H74ZM99 143V141L97 142V144ZM108 143V142H107ZM107 143H106V148H107ZM187 143V142H186ZM234 143H235V141H234ZM28 144V145H27ZM87 144V146H84V147H87V148H90L91 150H93L92 148L93 147H95V146H97V144H95L94 146H92L91 144L89 145L88 143H86ZM93 144V143H92ZM238 144V143H237ZM245 144V146H247L246 145V143H244ZM243 143L242 144H240V147L237 145V147H239V148H241L242 146L241 145H244ZM5 145V144H4ZM7 145V144H6ZM12 145V144H11ZM34 145V144H33ZM38 145V144H37ZM41 145V144H40ZM85 145V144H84ZM98 145H100V143L98 144ZM101 145H102V142H101ZM197 145V144H196ZM47 146V145H46ZM57 146V145H56ZM76 146H78V145H76ZM90 146H92V148L90 147ZM185 146V145H184ZM5 147V146H4ZM37 147V146H36ZM84 147H83V156L85 157L86 155H84V154H86L87 152L85 151L86 149H84ZM103 147V146H102ZM102 147L101 146H99V150H101L102 149ZM105 147V146H104ZM244 147V146H243ZM78 147H75V149H77ZM98 147H96V149H97ZM8 149V148H7ZM37 149V148H36ZM38 149H39V147H38ZM37 149V150H38ZM74 149V150H75ZM95 149V148H94ZM135 149V144H134V147H133V150ZM183 149V148H182ZM197 149V148H196ZM87 150H89V149H87ZM91 150L89 151V153L91 152ZM98 150V151H99ZM103 150V152H105L104 151V148L102 149ZM101 150V151H102ZM107 150H108V148H107ZM46 151V150H45ZM85 151V152H84ZM26 152H27V150H26ZM25 152V153H26ZM36 152H38V151H36ZM95 152H97L96 150H94V153ZM102 152V153H103ZM213 152V151H212ZM48 153V152H47ZM76 153V152H75ZM77 153H79V152H77ZM93 153V154H94ZM98 153V152H97ZM107 153V152H106ZM205 154V153H207V151H205V152H201V154ZM228 153V152H227ZM90 154H92V153H90ZM92 154V155H93ZM100 154V153H99ZM211 155H212V153H210ZM209 154V155H210ZM78 154H76L75 155V157L77 156ZM92 155H90L91 157H92ZM95 155H98V154H96L95 153ZM197 155V154H196ZM21 156V155H20ZM89 156V155H88ZM88 156H86L87 157V159H83L84 160V164H82V165H84V168L85 169H87V167H85V162L88 160V158H90V157H88ZM229 156H231V155H229ZM229 156H227V157H225V158H228ZM22 157V156H21ZM93 157H95L94 159L93 158H91L92 160H94L95 162L97 161L98 162V160H95L96 159V156H94L93 155ZM105 157H106V155H105ZM199 158H200V155L198 156ZM219 157V156H218ZM33 158V157H32ZM97 158H98V156H97ZM109 158V157H108ZM205 158V157H204ZM220 159H218V161L219 160H221V158L222 157H219ZM224 158V159H225ZM236 158V157H235ZM2 159H5V160H3L2 161ZM34 159V158H33ZM110 159V158H109ZM174 159V158H173ZM193 159V158H192ZM215 159H217V158H215ZM223 159V158H222ZM20 160V159H19ZM27 160V159H26ZM25 160V161H26ZM74 160L76 161L77 159L76 158H74ZM92 160H89V161H91V162H93ZM187 160V162H189V160L188 159H186ZM185 160V161H186ZM200 160V159H199ZM243 160H244V158H243ZM47 161V160H46ZM46 161H44L45 163H46ZM74 161V162H75ZM88 161V164L90 165L91 163ZM107 161V160H106ZM184 161V160H183ZM73 162V163H74ZM82 162V161H81ZM94 162V164H96ZM110 162V161H109ZM187 162H184V163H186L187 164ZM5 163V162H4ZM48 163V162H47ZM46 163V164H47ZM87 163V162H86ZM237 163V162H236ZM261 163H263V162H261ZM18 164H20V163H18ZM18 164H16V165H18ZM22 164V163H21ZM23 164H24V162H23ZM86 165V166H89V165ZM93 164V165H94ZM98 164V163H97ZM107 164V163H106ZM3 165V164H2ZM76 165V162H75V164H71V166L74 168V166ZM93 165H91V166H89V167H93ZM110 165V164H109ZM184 165V164H183ZM11 166H8V168L10 169V170H13L14 168H11ZM18 166H20V165H18ZM46 166V165H45ZM95 166H98V165H95ZM240 166V165H239ZM5 167V166H4ZM89 167H88V169H89ZM42 168V167H41ZM94 168V167H93ZM92 168V169H93ZM100 168H101V166H100ZM109 168V167H108ZM115 168V167H114ZM16 169H17V167H16ZM69 169H71V168H69ZM88 169H87V171H85V172H87L86 174H85V177L87 178V180H88V174H89V172L91 173V171H88ZM96 169V170H95ZM95 171H97L98 172V170H97V168L95 167ZM103 169V168H102ZM113 169V168H112ZM199 169V168H198ZM90 170H91V168H90ZM109 170L111 171V172H114V171H112L110 168H109ZM114 170H116V169H114ZM172 170V169H171ZM8 171V170H7ZM92 172L91 174V178L92 177H97V176H95V174H93V173H96V172ZM135 171V170H134ZM183 171V170H182ZM18 172V171H17ZM42 172V171H41ZM71 172V170L68 172V173H70ZM99 172H100V170H99ZM252 172V171H251ZM2 173H4V172H1L0 173V204L2 203V202H4L5 201V203H6V200H8V198H6V195H8L7 194V186L5 185V183H6V181L7 182H9V180L7 179V176H4ZM8 173V172H7ZM108 173H110V172H108ZM115 173V172H114ZM118 173V172H117ZM2 174V175H1ZM19 174H20V184H19V187L17 188V190H14V188H16L15 187V185L13 186L14 188H13V190L14 191H12L11 193H12V198H11V195H9V196H7V197H9L10 199H12V200H10L7 204H4V205H0V207H4V209L3 208H1V209H3V211L0 213V222H2L3 220H4V218L6 217V216H8V215H5L6 213V211H7V209H9L10 207L9 206H11L12 204L11 203H13V202H16V200H17V198L20 196L19 194L21 193V191H22V188H23V183H22V181L24 182L25 180H26V178L27 177H29V172H27L26 170H21V172H19ZM98 174H100V173H98ZM116 175V174H115ZM14 176V175H13ZM12 176V177H13ZM17 176H19V175H17ZM45 176V175H44ZM47 176V175H46ZM118 176V175H117ZM15 177H16V175H15ZM247 177V176H246ZM49 178V177H48ZM47 178V179H48ZM86 178H85V180L84 181H87L86 180ZM90 178V179H91ZM110 178V177H109ZM46 179V178H45ZM50 179V178H49ZM92 179H94V178H92ZM15 180V179H14ZM111 180V179H110ZM10 181H12V180H10ZM16 181H18L17 180V178H16ZM89 181V180H88ZM117 181V180H116ZM115 182V181H114ZM11 183V182H10ZM9 183V184H10ZM25 183V182H24ZM84 183V182H83ZM15 184H17V182L15 183ZM85 184H86V182H85ZM116 184V183H115ZM169 184V183H168ZM8 185V184H7ZM58 185V184H57ZM9 186V185H8ZM17 186V185H16ZM154 186V185H153ZM167 186V185H166ZM25 187V186H24ZM48 187V186H47ZM47 187H45V188H47ZM50 187V186H49ZM113 187H115L114 185H113ZM114 189V188H113ZM54 190V189H53ZM15 192V193H14ZM53 192V191H52ZM113 192H114V190H113ZM215 192V191H214ZM86 193V192H85ZM120 193V192H119ZM187 193V192H186ZM135 195H136V192L134 193ZM140 194V193H139ZM154 194V193H153ZM152 194V195H153ZM50 196V195H49ZM114 196V195H113ZM124 196V195H123ZM169 196V195H168ZM17 197V198H16ZM41 198L40 199H42V201L45 199V197H43V196H40ZM152 197V196H151ZM209 197V196H208ZM39 198V197H38ZM44 198V199H43ZM170 198V197H169ZM39 199V201L37 200V202L39 203L41 200ZM46 201H47V198L45 199ZM57 200V199H56ZM222 200V199H221ZM41 201V202H42ZM45 201V202H46ZM52 201V200H51ZM120 201V200H119ZM192 200H190V202H191ZM213 201V200H212ZM232 201V200H231ZM48 202V201H47ZM113 202V201H112ZM218 202H220V200L218 201ZM20 203V202H19ZM34 203V202H33ZM53 203V202H52ZM189 203V202H188ZM35 204V203H34ZM37 204V203H36ZM35 204V205H36ZM40 204V203H39ZM42 204L44 205V203L42 202ZM42 204L41 205H38L37 207L35 206V208H36V211L38 210L37 208H40L41 206H42ZM45 204H49V203H45ZM126 204V203H125ZM32 205V207L34 208V206H33V204H31ZM50 205V204H49ZM195 205V204H194ZM29 206V205H28ZM54 206H55V203H54ZM215 206V205H214ZM238 206V205H237ZM12 207V206H11ZM49 207V206H48ZM47 207V208H48ZM111 207V206H110ZM263 207V206H262ZM261 207V208H262ZM27 208V210L29 209L28 207H26ZM52 208H53V206H52ZM184 208H185V206H184ZM187 208V207H186ZM209 208V207H208ZM230 208V207H229ZM264 208V207H263ZM17 209V208H16ZM51 208H49V210H50ZM233 209V208H232ZM259 209V208H258ZM26 210V209H25ZM26 210V212H28ZM182 210V209H181ZM189 210V209H188ZM208 210V209H207ZM261 210V209H260ZM264 210V209H263ZM32 211V210H31ZM34 211V210H33ZM194 211V210H193ZM209 211V210H208ZM211 211V210H210ZM209 211V212H210ZM221 211V210H220ZM232 211V210H231ZM262 211V210H261ZM38 212H39V210H38ZM153 212V211H152ZM263 212V211H262ZM5 213V214H4ZM30 213V212H29ZM28 213V214H29ZM34 213V212H33ZM48 213H50V212H47L45 215H44V217L48 214ZM242 213H243V211H242ZM9 214V213H8ZM23 214H25V212L23 213ZM39 214H41L40 212H39ZM38 214V215H39ZM44 214V213H43ZM220 214V213H219ZM261 214V213H260ZM4 215H5V217H4ZM9 215H11V214H9ZM30 215H32V216H34L35 215V213L34 214H30ZM30 215H28V216H30ZM37 215V214H36ZM49 215H51V214H49ZM55 215V214H54ZM145 215V214H144ZM241 215V214H240ZM23 217H22V219L24 218L25 219V216L24 215H22ZM27 216V215H26ZM27 216V217H28ZM43 215H41V217H42ZM139 216V215H138ZM187 216V215H186ZM230 216V215H229ZM234 216V215H233ZM12 216H10V218H11ZM37 216H35V218H36ZM40 217V216H39ZM39 217L38 218H36V219H39ZM47 218H48V215L46 216ZM50 217H52V216H50ZM54 217V216H53ZM184 217V216H183ZM47 218H46V220H47ZM198 218V217H197ZM241 218V217H240ZM257 218V217H256ZM5 219H7V218H5ZM29 219H31V218H29ZM41 219V218H40ZM39 219V220H40ZM44 219V218H43ZM48 219H50V218H48ZM57 219V218H56ZM168 219H169V217H168ZM181 219V218H180ZM228 219V218H227ZM8 220L10 221V219L8 218ZM7 220V221H8ZM20 220V223L19 224H21V218L19 219ZM26 220V219H25ZM163 220V219H162ZM253 220V219H252ZM256 220V219H255ZM44 222V220H41L40 221V223L41 222ZM48 221V223H49V220H47ZM54 221V220H53ZM56 221V220H55ZM130 221V220H129ZM173 221V220H172ZM172 221L170 222V220H169V222L167 223V222H164V223H162V224H160V226H159V228H158V232L155 234H153V240H154V242H156V243H161L163 240H165L166 238V234H163V232H162V230L163 229H165V227H168V226H170L174 231H177L178 230V228H179V223H173L172 224ZM224 221V220H223ZM234 221V220H233ZM244 221V220H243ZM242 221V222H243ZM5 221H3L1 224H0V229L3 231V228L6 226L5 224H3ZM25 222V221H24ZM23 222V223H24ZM27 222V221H26ZM42 222V223H43ZM186 222V221H185ZM253 222V221H252ZM8 223V222H7ZM10 223L11 222H9V224L8 225H10ZM18 223V222H17ZM29 223H30V221H29ZM32 223V222H31ZM41 223V224H42ZM51 223V222H50ZM226 223V222H225ZM239 223V222H238ZM251 223V222H250ZM28 224V223H27ZM26 224V226H29V225H27ZM36 224V223H35ZM38 224H39V222H38ZM45 224H47V223H45ZM45 224L43 223V226H45ZM186 224V223H185ZM224 224V223H223ZM228 224V223H227ZM255 224V223H254ZM262 224V223H261ZM22 225V224H21ZM31 225V224H30ZM212 225V224H211ZM249 225V224H248ZM247 224L246 225H243V226H248ZM253 225V224H252ZM251 224H250V226H252ZM17 226V225H16ZM25 226V224H24V227H26ZM36 227H37V224L35 225ZM35 226L33 227V228H35ZM40 226H42V225H40ZM43 226H42V228H43ZM53 226V225H52ZM125 226V225H124ZM128 226V225H127ZM225 226H227V225H225ZM17 227H19V226H17ZM16 227V228H17ZM30 227H32V226H30ZM46 227H47V225H46ZM49 227H51V224H50V226ZM54 227V226H53ZM216 227H218V226H216ZM224 227V226H223ZM242 227V226H241ZM255 227V226H254ZM259 227V226H258ZM263 227V226H262ZM15 228V230H17ZM22 229V226L21 227H19V229ZM48 228V227H47ZM47 228L45 229V230H47ZM219 228V227H218ZM225 228V227H224ZM223 228V229H224ZM243 228V227H242ZM252 228H253V226H252ZM5 229H6V227H5ZM18 229V232L21 230H19ZM29 229V228H28ZM53 228H51V230H52ZM213 229V228H212ZM211 229V230H212ZM227 229V228H226ZM239 229H241V228H239ZM27 230V229H26ZM25 230V231H26ZM33 230V229H32ZM49 230H50V228H49ZM48 230V231H49ZM50 230V231H51ZM54 230V229H53ZM161 230V231H160ZM172 230V231H173ZM237 230V229H236ZM1 231V232H2ZM23 231V230H22ZM28 231V230H27ZM139 231V230H138ZM232 231V230H231ZM258 230H256V232H257ZM5 232V231H4ZM3 232V233H4ZM21 232V231H20ZM45 232V231H44ZM52 232V231H51ZM137 232V231H136ZM143 232V231H142ZM142 232H139L138 233V235H139V237H137V236H135V235H133V237L135 236V237H137V238H140V234H142ZM238 233H239V231H237ZM22 233V232H21ZM33 233V232H32ZM48 232L46 231V235H48L47 234ZM225 233V232H224ZM224 233H221V236L222 237H224ZM51 234V233H50ZM54 234L55 233H53V234H51V236H53V238H54ZM240 234V233H239ZM238 234V235H239ZM2 235H4V234H2ZM1 234H0V244H3L4 245V241H5V236L4 237H1L2 236ZM30 235V234H29ZM45 235V236H46ZM57 235V233L55 234V236ZM143 235V234H142ZM211 235V234H210ZM219 235V234H218ZM44 236V237H45ZM51 236H50V238H51ZM220 236V237H221ZM47 237V236H46ZM262 237H264V233L262 232V234L260 235V236H258V238L256 239V241L258 240V242H260L261 244H263L264 243V239L262 238ZM13 239H14V237H12ZM15 238H16V236H15ZM48 238H49V235H48ZM52 238V239H53ZM133 239H135V238H133ZM168 239V238H167ZM236 239V238H235ZM251 238H247L246 239V241H253V240H250ZM51 240V239H50ZM119 240V239H118ZM218 240V239H217ZM228 240V239H227ZM47 241V238L45 239V242ZM116 241V240H115ZM166 241V240H165ZM168 241V240H167ZM237 240H235V242H236ZM11 242V241H10ZM119 242V241H118ZM120 242H121V240H120ZM131 242V241H130ZM133 242H134V240H133ZM221 242V241H220ZM223 242V241H222ZM225 242V241H224ZM223 242V243H224ZM234 242V243H235ZM238 242V241H237ZM40 243V242H39ZM259 243V244H260ZM43 244V243H42ZM46 244V243H45ZM45 244L43 245L44 247H45ZM116 244H118V243H116ZM210 244V243H209ZM231 244V243H230ZM1 246V248H3L4 246ZM26 245V244H25ZM46 245H48V243L46 244ZM219 245V244H218ZM31 246H32V244H31ZM30 246V247H31ZM34 246V245H33ZM32 246V247H33ZM36 246V245H35ZM39 246V248H43V249H45L42 245H38ZM37 246V247H38ZM42 246V247H41ZM49 246V245H48ZM121 246V245H120ZM262 246V245H261ZM260 246V247H261ZM264 246V245H263ZM6 247V246H5ZM12 247V246H11ZM29 248L30 250L28 251V253L30 254H28L27 256H29V258L28 259H26V254H25V256L26 257H24L23 259H26L25 261H23L24 263H22V264H32L33 262H31L32 261V257L34 256L35 257V253H37L36 251H35V253H34V248ZM150 247V246H149ZM226 247V246H225ZM228 247V246H227ZM257 247V246H256ZM10 248V247H9ZM8 248V249H9ZM117 248V247H116ZM120 248V247H119ZM215 248H216V246H215ZM224 248V247H223ZM253 248V247H252ZM7 249V250H8ZM3 250H4V248H3ZM2 250V251H3ZM116 250V249H115ZM223 250V249H222ZM221 250V251H222ZM256 250V249H255ZM43 251H45V250H42V252ZM259 251V250H258ZM40 252V251H39ZM38 252V253H39ZM47 252V251H46ZM220 252V251H219ZM253 252H255V251H253ZM23 253V252H22ZM22 253H20V255L22 254ZM48 253V252H47ZM184 253L185 252H181L180 250H179V252H178V249L176 250V251H173L172 253H171V251L170 252H168L167 254H169L170 255V257L169 258H173V256H177V257H180V256H182V254L184 255ZM256 253V252H255ZM261 253V252H260ZM19 254V253H18ZM50 254V253H49ZM9 255V254H8ZM51 255V254H50ZM122 255V254H121ZM159 255H161V252L160 251H157V248H151V249H148V250H146V251H144L143 253H140V254H138L137 256H135L134 257V259H137V260H142L143 261V263H144V259H147V261H149L148 259L149 258H153V257H155V256H159ZM217 255H218V253H217ZM247 255V254H246ZM6 256V255H5ZM10 256V255H9ZM14 256L15 255H13V258H14ZM21 257V256H20ZM52 257L53 256H51V259H52ZM247 257H248V255H247ZM257 257L258 256H256V259H257ZM260 257V256H259ZM11 259H12V257H10ZM16 258V257H15ZM14 258V259H15ZM18 258V257H17ZM132 258V257H131ZM244 258V257H243ZM7 259V258H6ZM20 259H22V258H20ZM128 259V258H127ZM168 259V258H167ZM16 260V259H15ZM18 260V259H17ZM151 260V259H150ZM172 260V259H171ZM250 260H252V259H250ZM11 261V260H10ZM12 261H14V260H12ZM119 261V260H118ZM164 261V260H163ZM166 262H163V263H161V264H171L170 263V261L168 262L167 260H165ZM245 261V260H244ZM243 261V262H244ZM246 261H248L247 259H246ZM1 262V264H2V261H0ZM5 262H7V260L5 261ZM17 262V261H16ZM50 262V261H49ZM48 262V263H49ZM177 262V261H176ZM235 262V261H234ZM117 263V262H116ZM151 263V262H150ZM236 263V262H235ZM234 263V264H235ZM238 263V262H237ZM236 263V264H237ZM241 264H242V262H240ZM245 263V262H244ZM6 264V263H5ZM17 264H19V263H17ZM51 264V263H50ZM52 264H54L53 263V261H52ZM173 264V263H172ZM196 264V263H195ZM231 264H233V263H231ZM248 264H264V258H262V259H257V261H251L250 263H248Z\"/></svg>",
    "mask_w": 264,
    "mask_h": 264
},
{
    "label": "water",
    "instance_id": "obj_3",
    "mask_svg": "<svg viewBox=\"0 0 264 264\" xmlns=\"http://www.w3.org/2000/svg\"><path fill=\"white\" fill-rule=\"evenodd\" d=\"M68 118H65L64 123H66ZM61 123L58 126H56L55 128L52 129V141H51V145H60L62 147V151L64 152V154L66 155L65 158L66 159H71V155H72V148H73V141L70 137V129H68V125L66 126V124ZM64 124V125H63ZM58 140H62L65 141L66 146H64V144L62 142H58ZM64 148L66 149V151L64 150ZM67 152V153H66ZM66 245H68L67 247L72 246L71 244H69L68 242H66ZM86 255L83 256V260L82 263L84 262V264H86V262L84 261V259H86ZM81 263V264H82ZM88 264V262H87Z\"/></svg>",
    "mask_w": 264,
    "mask_h": 264
}]
</instances>
